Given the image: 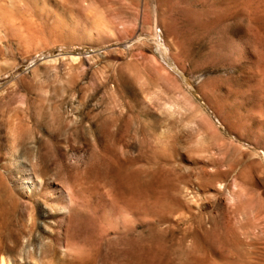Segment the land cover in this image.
<instances>
[{"label":"rangeland","instance_id":"obj_1","mask_svg":"<svg viewBox=\"0 0 264 264\" xmlns=\"http://www.w3.org/2000/svg\"><path fill=\"white\" fill-rule=\"evenodd\" d=\"M1 258L264 264V0H0Z\"/></svg>","mask_w":264,"mask_h":264},{"label":"bare ground","instance_id":"obj_2","mask_svg":"<svg viewBox=\"0 0 264 264\" xmlns=\"http://www.w3.org/2000/svg\"><path fill=\"white\" fill-rule=\"evenodd\" d=\"M73 58V57H72ZM77 59V58H76ZM73 60V59H71ZM11 158H14V155L11 156ZM37 181V180H36ZM40 181V180H38ZM42 182V181H41ZM41 182L35 183L32 185L31 183V187L35 190V191H39L41 193V195H43V197L47 198V196L49 195L48 192V184H42ZM29 189V186H28ZM50 190V188H49ZM51 191V190H50ZM67 194V193H66ZM63 194L59 197V202L61 205H66L69 202L70 196ZM40 195V194H39ZM69 204V203H68ZM67 204V205H68ZM66 208V207H65ZM66 210V209H65ZM2 257V256H1ZM0 264H6L4 258L0 259Z\"/></svg>","mask_w":264,"mask_h":264}]
</instances>
